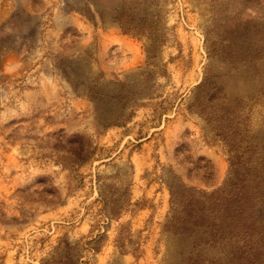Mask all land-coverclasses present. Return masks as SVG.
I'll use <instances>...</instances> for the list:
<instances>
[{
  "label": "rangeland",
  "instance_id": "1",
  "mask_svg": "<svg viewBox=\"0 0 264 264\" xmlns=\"http://www.w3.org/2000/svg\"><path fill=\"white\" fill-rule=\"evenodd\" d=\"M250 43L264 49V0H0V264L53 263L64 242L78 264H216L209 235L164 223L171 185L230 175L190 109L207 68L243 99L239 137L264 140V56L229 65Z\"/></svg>",
  "mask_w": 264,
  "mask_h": 264
},
{
  "label": "trees",
  "instance_id": "2",
  "mask_svg": "<svg viewBox=\"0 0 264 264\" xmlns=\"http://www.w3.org/2000/svg\"><path fill=\"white\" fill-rule=\"evenodd\" d=\"M118 22L125 26L120 19ZM251 44L247 47L248 57L239 65L229 61L231 67L249 66L264 56L258 57L264 49L254 51ZM211 69H206L203 80L194 88L190 109L196 108L206 117L234 154L230 175L222 187L213 191L192 189L184 183L171 185V207L164 231L193 238L209 235L213 247L222 249L216 264H224V260L227 264H264V140L250 143L239 137L235 129L242 121H237L236 115L244 113L243 99L230 97L224 84L209 76ZM123 90L124 84L118 97ZM78 150L79 162L85 161L91 152L84 142H79ZM122 209L111 208L110 214L120 217ZM127 241L131 239L124 237L122 230L116 239L118 247L124 248ZM74 249L68 242L60 244L56 248L58 256L52 258L53 263L46 260V264H78L81 256Z\"/></svg>",
  "mask_w": 264,
  "mask_h": 264
}]
</instances>
